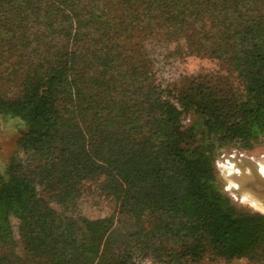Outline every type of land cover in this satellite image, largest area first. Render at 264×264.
<instances>
[{
	"label": "trees",
	"instance_id": "16d2710c",
	"mask_svg": "<svg viewBox=\"0 0 264 264\" xmlns=\"http://www.w3.org/2000/svg\"><path fill=\"white\" fill-rule=\"evenodd\" d=\"M167 44L227 73L158 78L148 48ZM0 114L26 123L0 174V264H264V213L205 162L264 141V0H0ZM88 168L115 180L114 214L83 238L57 213L50 233L48 197Z\"/></svg>",
	"mask_w": 264,
	"mask_h": 264
},
{
	"label": "rangeland",
	"instance_id": "374dc122",
	"mask_svg": "<svg viewBox=\"0 0 264 264\" xmlns=\"http://www.w3.org/2000/svg\"><path fill=\"white\" fill-rule=\"evenodd\" d=\"M175 44H167L162 46L151 47L149 54L152 57L156 76L175 83L189 81L194 76H202L203 82L215 76H209L210 73L226 74V65L217 59H211L207 56H194L182 53L177 56L173 53ZM166 46V47H164ZM217 86L223 87V79L217 81ZM224 88V87H223ZM186 118L184 122H188ZM25 120L21 117H9L0 114V174L7 175V169L11 158L17 151V138L20 131L25 128ZM242 154L250 157L254 162L260 163L264 161V141L251 150L223 147L215 151L214 156L206 163H212L215 167L217 182L219 188L228 195L236 206L248 208L253 211H261L248 199L239 196L229 188V175L226 160V154ZM244 156V157H245ZM263 160V161H262ZM202 167V164H191L189 169L195 171ZM80 182L67 193L55 192L48 197V209L43 212L40 219L47 227L50 233L55 231L56 214L62 215H78L80 223V235L83 238L98 231L102 225H106L107 219L114 214V197L117 191V185L113 177L109 176L103 170L85 169L81 173ZM239 197V198H238ZM248 200V201H247ZM115 216V215H114ZM131 219V218H130ZM124 220L123 227H131L130 220ZM12 223L16 221L12 218ZM111 223V220H110ZM114 223V222H113ZM264 251V248L262 249ZM214 264H248L246 259L232 261H218Z\"/></svg>",
	"mask_w": 264,
	"mask_h": 264
},
{
	"label": "bare ground",
	"instance_id": "6f19581e",
	"mask_svg": "<svg viewBox=\"0 0 264 264\" xmlns=\"http://www.w3.org/2000/svg\"><path fill=\"white\" fill-rule=\"evenodd\" d=\"M226 160L229 163V165H227V173L229 175V188H232L233 192L237 193L239 196L245 199H248L250 203L254 204L257 208L264 212V193L254 192L250 187H246H254L253 185L254 183H256L255 179H253L254 183L252 181H247L252 177L250 170L247 167L241 168L238 163L234 162V160H231L228 157H226ZM240 162L241 164H243L244 161L240 160ZM258 167L259 171L264 175V161H260ZM243 184L246 186H244ZM263 187L264 185L262 186V188Z\"/></svg>",
	"mask_w": 264,
	"mask_h": 264
},
{
	"label": "water",
	"instance_id": "95a60500",
	"mask_svg": "<svg viewBox=\"0 0 264 264\" xmlns=\"http://www.w3.org/2000/svg\"><path fill=\"white\" fill-rule=\"evenodd\" d=\"M226 156L231 159L234 160V162L238 163V165L241 168L247 167L250 170V173L252 175L251 178H249L247 181L248 182H253V179H255L256 183H254V187L251 186H246V187H250L252 189V191L254 192H259V193H264V187L262 188V186L264 185V175L259 171V167H258V162H254L250 157L247 156H242V154H226ZM240 160L244 161L243 164H241ZM237 165V166H238ZM262 188V190H261Z\"/></svg>",
	"mask_w": 264,
	"mask_h": 264
}]
</instances>
